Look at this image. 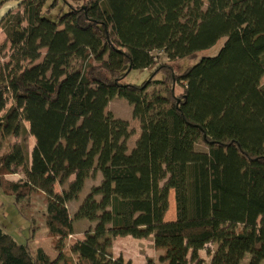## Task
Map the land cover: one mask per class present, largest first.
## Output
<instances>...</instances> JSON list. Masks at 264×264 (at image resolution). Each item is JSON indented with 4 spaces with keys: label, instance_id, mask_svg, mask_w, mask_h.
<instances>
[{
    "label": "trees",
    "instance_id": "trees-1",
    "mask_svg": "<svg viewBox=\"0 0 264 264\" xmlns=\"http://www.w3.org/2000/svg\"><path fill=\"white\" fill-rule=\"evenodd\" d=\"M206 2L22 0L2 19L0 190L20 211L43 195L57 255L0 227V264H130L113 257L118 236L152 237L162 253L143 264H204L201 250L207 264H264V0ZM184 59L197 61L176 71ZM113 97L140 123L130 150L127 122L105 112ZM74 219L93 226L68 245Z\"/></svg>",
    "mask_w": 264,
    "mask_h": 264
},
{
    "label": "rangeland",
    "instance_id": "rangeland-1",
    "mask_svg": "<svg viewBox=\"0 0 264 264\" xmlns=\"http://www.w3.org/2000/svg\"><path fill=\"white\" fill-rule=\"evenodd\" d=\"M203 1V7L202 9H205L207 6L206 0ZM222 40H219L214 46L211 48L201 50L198 52V58L201 56H211L214 55L219 47L221 46ZM41 55L45 53V50H40ZM153 55L158 57V61H166L167 56L162 51H153L151 52ZM197 60H188L184 59L176 63V71H182L183 66L194 64ZM148 73V69H142V70H133L126 78L127 82H140L144 79H146ZM156 77H161L160 74H157ZM260 84H264V75L260 79ZM153 87L155 90H158L162 93L163 86H150L147 90L149 93L153 90ZM9 104V103H8ZM7 104V106H8ZM105 112H108L111 114V116L115 118H119L122 120H125L128 124V131L129 135L126 139V146L128 150H130L134 144L137 138L140 134V123L138 119L133 117L132 114V106L123 98L119 97H113L107 104L105 108ZM26 126H28L27 123H25ZM11 142H18L19 139L10 137ZM28 147L31 150L34 146L35 139L32 135H29L27 138ZM196 147L198 149H206V145L202 140L197 141ZM4 144L1 141L0 142V152L4 149ZM97 182V180H90L88 179L85 183L84 188L80 191L78 198L71 201V203L67 204V208L72 215L79 204L81 203L82 199L87 194V191L91 185H94ZM55 189L57 190L58 187L56 186ZM43 195L34 193V197L30 200V206L26 207L23 211L19 210V204L17 201H15L13 196L5 195L0 190V203L2 206L0 207V227L2 230L8 234H10L17 242L19 243H27L30 245L33 249H36L38 247H41L44 249L46 254L51 258L54 259L56 257V250L54 249V245L49 237L46 235V228L43 222V215L45 212V204L42 201ZM23 204V202H21ZM164 219L166 221L174 220L175 219V202H174V196L173 191L169 192L168 196V209L165 213ZM93 226V222H90L86 219H74L72 220V228L73 233L70 234L68 237H66V243L68 245L73 244L80 240L83 237V234L85 231H87L89 228ZM132 237H130L131 239ZM135 239L138 238H132L134 242H144L146 239H139L141 241H135ZM126 246H133V250H135V254L137 257L140 258L143 253H151L154 247H151L149 243H145L140 245L138 244H128L125 243ZM137 245V246H134ZM207 247L210 250H213L216 248V243H210L207 245ZM122 249H125L123 246ZM112 253L120 255L119 253L114 252L112 250ZM161 251H158V254H161ZM199 255L204 260V264H207L209 260V256L207 254L206 250H201L199 252ZM122 258L124 261L130 260V256L122 254ZM156 259V258H155ZM130 262V261H129ZM131 264V263H130Z\"/></svg>",
    "mask_w": 264,
    "mask_h": 264
},
{
    "label": "crops",
    "instance_id": "crops-1",
    "mask_svg": "<svg viewBox=\"0 0 264 264\" xmlns=\"http://www.w3.org/2000/svg\"><path fill=\"white\" fill-rule=\"evenodd\" d=\"M20 1L22 0H3V2L2 0H0V2H2L0 5V23L2 19L6 16V14L20 10V6H19ZM3 43H6L7 46L9 45L7 42L6 35L0 26V44H3ZM5 59L6 58L0 59V63L3 62ZM145 239L146 240L144 242H142L139 239H135V241L139 240L141 242H134L132 238L130 239V236H118L113 240L112 250H114V252L116 253H119L120 254L119 256L121 257H122V254L130 256V260L128 261H130L131 264H143L147 258H152V259L157 258L159 256L158 254L159 250H156L155 248L153 249L151 248L152 250L151 253H143V255L140 258H136L137 256L135 254H138V253H135L136 251L133 250V246H126L125 243H128V244L141 243L140 245L142 246L145 243H149L151 247H153L152 237L150 236ZM123 246L125 247V249H122ZM134 246H137V245H134ZM112 254L114 258L119 257L117 254H114V253Z\"/></svg>",
    "mask_w": 264,
    "mask_h": 264
}]
</instances>
